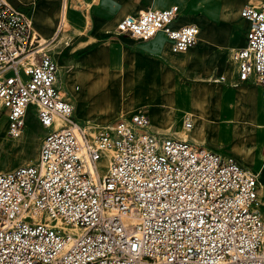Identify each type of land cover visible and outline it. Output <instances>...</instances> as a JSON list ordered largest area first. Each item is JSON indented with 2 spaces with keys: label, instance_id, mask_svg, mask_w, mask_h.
Masks as SVG:
<instances>
[{
  "label": "built area",
  "instance_id": "obj_1",
  "mask_svg": "<svg viewBox=\"0 0 264 264\" xmlns=\"http://www.w3.org/2000/svg\"><path fill=\"white\" fill-rule=\"evenodd\" d=\"M181 14L178 4L143 9L125 15L117 33L161 32L180 53L200 29L176 24ZM240 14L248 26L232 52L235 85L258 83L264 112V0ZM41 40L24 10L0 0L7 135L21 136L31 106L46 130L34 160L0 171V264H264L257 175L231 154L151 129L147 111L78 118ZM194 125L187 113L184 128Z\"/></svg>",
  "mask_w": 264,
  "mask_h": 264
},
{
  "label": "rangeland",
  "instance_id": "obj_2",
  "mask_svg": "<svg viewBox=\"0 0 264 264\" xmlns=\"http://www.w3.org/2000/svg\"><path fill=\"white\" fill-rule=\"evenodd\" d=\"M240 1L242 3L239 11L236 12L234 11L236 6L232 5L233 0H139V5L134 7L132 11H137L139 8L143 9L146 7L145 5L158 8L177 3L183 11V17H185L183 20L194 21L200 26V34L207 35V40L202 42L197 39L196 43L185 53L171 54L159 39L154 47L163 48L166 52H157L154 48L145 45L146 40H137L124 33H117V23L128 11H124L115 19H110L111 14L109 15V12L106 11L108 9L105 7L106 0H84L81 7H86V9L78 12L72 8L69 9L65 0L62 3L63 6H59V10L55 14L58 19L55 29L53 23L48 30L37 26L35 29L37 33L48 37L50 41L51 52L54 53L60 66L63 88L73 95L75 112L78 117L95 123H105L116 121L121 116H128L133 112L147 111L150 115L151 129L156 130L153 128L155 125L165 130L167 111L179 109L176 114V123L179 121L182 124L184 119L182 116L184 113H189L194 119V127H198L201 125L199 110L185 94L173 93L171 90L174 88L170 89V86L164 82L162 74L163 72L166 73L171 79L168 82H175L180 90L210 87L214 90H218L219 87L233 92L238 90L241 86H235L234 83L236 80L232 52L243 44L246 30L247 24L239 25L240 22L244 21L240 16L241 8L245 3H258L260 0ZM17 6L22 10L25 9L22 3L17 4ZM78 25L81 26L77 27ZM198 55H201L202 59H199L198 62L194 61L193 59L198 60ZM187 56H191L190 62L177 65V61L184 60ZM96 61L100 66H106L110 70H114L115 63H118L116 72L124 78V82L127 84V92H115L118 99L117 103L121 104L122 101L125 102L134 95L130 104L107 113L95 111L101 106V96L97 92L91 94L87 85V77L93 74L88 67L95 65ZM148 64L149 66H147ZM102 68L105 69V67ZM155 74L159 76L155 77ZM169 94L171 97H168ZM255 99L259 106L258 121L264 125L261 91ZM214 102L215 98H211L212 108ZM248 105V101L242 103L244 107H248ZM213 111H217L215 107ZM29 112L36 117L33 106L30 107ZM229 116L227 112H223L221 121L219 119L223 127L216 132L212 130L207 132L203 144L233 155L249 167L253 174L257 175L260 181L259 208L264 215V166L262 171L260 170L262 159L256 153L257 151L248 155L246 159L241 149L243 144L239 139L240 136L237 135L239 129L246 130L247 136L256 134L258 131L254 126L248 124L249 115L247 111L242 114L243 127L240 125V128L237 129L235 128L236 122H231ZM174 124H172L169 133L177 135L173 132ZM0 126L4 127V132L1 135L5 142L4 145L0 146V171L14 169L36 158L38 153L36 150H38L41 136L46 133V130L37 133V144L32 143V141L28 142L36 147L30 156H26L21 146L17 144L19 137L15 139L8 137L5 115L1 108ZM246 144L250 146V142ZM260 150L264 152V143Z\"/></svg>",
  "mask_w": 264,
  "mask_h": 264
},
{
  "label": "bare ground",
  "instance_id": "obj_3",
  "mask_svg": "<svg viewBox=\"0 0 264 264\" xmlns=\"http://www.w3.org/2000/svg\"><path fill=\"white\" fill-rule=\"evenodd\" d=\"M207 38H208L207 35L200 34V29H199L197 39H199L202 42H205L207 40ZM158 39L161 41V44H163V46L168 45L167 44L168 42L165 41L166 39H164L160 36H158L154 39L155 44L157 43ZM197 39H196V41H197ZM41 41L43 44H47L49 49H51V46L49 44L50 41H49L48 37L42 36ZM192 46H190V47H192ZM154 49L157 52H159V51L164 52L163 48L158 49L155 47ZM188 49L185 51H188ZM185 51H183V52H185ZM198 57H199L198 60H196V59H193V60L198 62L199 59L200 60L202 59L201 55H198ZM191 59H192L191 56H187L184 60L177 61L176 63H177V65L184 64L185 62L186 63L190 62ZM119 62H120V60H119ZM117 64L115 63V65H116V67L114 69L115 71L108 69V67H106V66H100L97 61H96L95 65L88 67L89 70L92 71V73H93L92 75L90 74L91 76L87 77L88 78L87 79V81H88L87 85L89 87V91L91 92V94L92 93L94 94L95 92H97L101 96V106L96 108L95 111H101L104 113L114 111V110H116V108L120 109V108L125 107L126 105L130 104L133 100L134 95L130 96V98L127 101H125V102L122 101L121 104L117 103L118 99L115 96V92L116 91H120L121 93L127 92V88H126L127 84L124 82V78L116 72L118 70ZM147 66H149V64ZM102 67H105V69H103ZM158 67H159V65H158ZM154 68H156V67L154 66ZM157 76H159V75L157 74L155 77H157ZM162 78H163L164 82L170 86V89L174 88V90H171L173 93L185 94V96H187V98L199 110V112H200L199 118L201 119V125L198 127H193L191 130H186L184 128V126H182L183 123L181 124L179 121L177 123L175 122L177 110H179V109H175L172 111H167L168 116L166 118V124L167 125H166L165 130H162L161 128L156 127L155 125L153 126V128H155L157 131L169 132L172 129V124H174V122H175V124H174L175 128H174L173 132L176 133L179 137L186 138V139L190 138L199 144H203L204 143L203 139L205 138V135L207 132H210L211 130L216 132L218 129H221L223 127L222 123L220 122L221 121L220 118L223 117V119H224V116L221 117V115L223 114L224 111L230 115L229 119L232 120L231 122H236V125H235L236 129L240 128L239 127L240 125H241V127H243L244 120L242 118V114L247 111V113L249 115V119L247 120L248 124L254 126L257 129L258 134L256 133V134L247 136L246 130L239 129L237 131V135L240 136L239 139L241 140V142L243 144L241 149L243 150L244 157L246 159H247L248 155H251L254 151H257L256 153H258V155L261 157L260 159H262V165L260 166V170L262 171L263 166H264V164H263L264 163V152H262L260 150V148H261L262 144L264 143V125L258 121V119H259L258 107L259 106H258L257 100L255 99L254 95L251 92H248L245 88H239L238 90H236L234 92L233 91H227L225 88H222V87H219L218 90H214L211 87L210 88H196V89L186 88V89L180 90L178 88V86L175 84V82H173V83L168 82L171 79L167 76L166 73L163 72ZM168 97H171V95L169 94ZM211 98H215L214 107L216 108L217 111H213L214 107L212 108V106H211ZM246 101H248V103H249L248 107L242 106V103H244ZM0 106H1V104H0ZM116 106H119V107H116ZM186 114L187 113H184V115L182 117L184 118L186 116ZM219 119H220V121H219ZM26 122H27V127L24 129L23 133L19 137L17 144L21 146L22 151L26 156H30L34 152V150H35L34 148L36 146H34V144L31 145V143L29 144L28 142L32 141V143L37 144L36 143L38 140L37 139V133L41 130L43 132H45V131L41 125L39 126L40 123L37 121L35 115L29 111L26 114ZM149 127H150V124H149ZM2 132H4V127L0 126V146L4 145V143H5L4 138L1 135ZM247 142H250V146H248L246 144ZM206 147H208V146H206ZM208 148H210V147H208ZM19 150H20V148H19ZM100 163L105 164V165L107 164L105 160L100 161ZM247 169L251 172L249 167H247ZM104 170L105 169H103V171ZM258 208H259V199H258ZM259 210L261 212L260 208H259ZM261 214L263 215L262 212H261ZM263 217H264V215H263Z\"/></svg>",
  "mask_w": 264,
  "mask_h": 264
},
{
  "label": "crops",
  "instance_id": "obj_4",
  "mask_svg": "<svg viewBox=\"0 0 264 264\" xmlns=\"http://www.w3.org/2000/svg\"><path fill=\"white\" fill-rule=\"evenodd\" d=\"M10 1L12 3H14L15 5L22 3L23 4V7L25 8L23 10L33 19L34 25L37 26L38 28H44L45 30H48V29L51 28L52 23L54 24V29L56 28L58 19L55 16V14H56L57 10H59L58 9L59 6H61V5L63 6L62 3H64L65 0H23V1H21V0H10ZM68 1L69 0H66V4L67 5H68ZM101 1H103V0H101ZM261 1L262 0H260L259 2H261ZM83 3H84V0H70L69 1V5L70 6L68 5V7H69V9L72 8V10L74 9L77 12L78 11H81V10L84 11L83 9H86V7H84V8L81 7ZM241 3H242V1H240V0H233L232 5L233 6L234 5L236 6V10H234V11H236V12L239 11V7H240ZM258 3H251V2L250 3H245L244 6L247 5V4H258ZM172 4H177V3H172ZM172 4H169L167 6H170ZM138 5H139V0H106L105 7H106V9H108L106 11L109 12V15L111 14L109 16V18L110 19H115L117 16H119L124 11H128L127 14H131V13H137L138 11L143 10L142 8H139L137 11L136 10L135 11H132L134 9V7H136ZM145 6L146 7L144 9L157 8V7H150L148 5H145ZM167 6H164V7H167ZM237 6H238V8H237ZM80 7H81V9H80ZM164 7H158V8H164ZM124 16H122L120 18V20ZM240 16H241V14H240ZM183 18H185V17H183V11H182V14L176 20V24L194 22V21H189V20L188 21H184ZM244 21H245V23H244ZM244 21L243 22H240L239 25L243 26L244 24H247L246 25V29H247L248 23H247V21L245 19H244ZM194 23H196V22H194ZM80 26L81 25H78L77 27H80ZM158 36L166 39L165 41L168 42L166 36L163 33L160 32L155 37L146 40L145 45H147L150 48H155L154 47V44H155V40L154 39L156 37H158ZM244 40H245V33H244L243 43H244ZM167 44L168 45H166L165 48L172 54V52L170 51V48H169V42ZM163 50H164V52H166L165 49H163ZM185 52H181V53H185ZM234 71H235V80H236V70L234 69ZM235 86H241L240 88H245L248 92H251L254 95L255 98L258 97V95H259V93L261 91V97H262L263 89H262V87L258 83H248V82H245V83H240L239 85H235ZM62 89L73 100L74 105H75V100H74L73 95L70 94L68 90L64 89L63 88V85H62ZM75 115L77 116L76 112H75ZM78 118H80V117H78ZM80 119H82V118H80ZM5 120H6V118H5ZM82 120H86V119H82ZM107 122H109V121H107ZM159 132H163V131H159ZM6 133H7V124H6ZM188 139H190V138H188ZM190 140H193V139H190ZM194 142H196V141H194Z\"/></svg>",
  "mask_w": 264,
  "mask_h": 264
}]
</instances>
